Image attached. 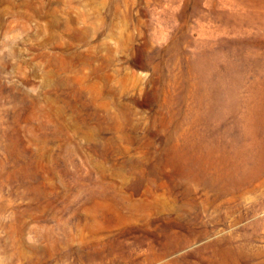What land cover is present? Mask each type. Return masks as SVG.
I'll list each match as a JSON object with an SVG mask.
<instances>
[{
    "label": "rangeland",
    "instance_id": "1",
    "mask_svg": "<svg viewBox=\"0 0 264 264\" xmlns=\"http://www.w3.org/2000/svg\"><path fill=\"white\" fill-rule=\"evenodd\" d=\"M0 264H264V0H0Z\"/></svg>",
    "mask_w": 264,
    "mask_h": 264
}]
</instances>
